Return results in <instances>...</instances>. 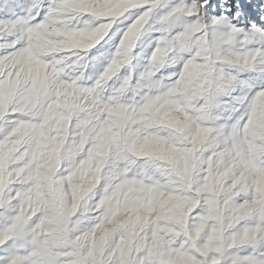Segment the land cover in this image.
Masks as SVG:
<instances>
[{"label": "snow or ice", "instance_id": "6c2138e0", "mask_svg": "<svg viewBox=\"0 0 264 264\" xmlns=\"http://www.w3.org/2000/svg\"><path fill=\"white\" fill-rule=\"evenodd\" d=\"M0 264H264V0H0Z\"/></svg>", "mask_w": 264, "mask_h": 264}]
</instances>
